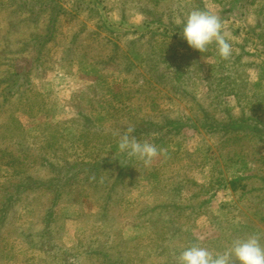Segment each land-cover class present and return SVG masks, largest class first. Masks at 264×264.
<instances>
[{
  "label": "rangeland",
  "instance_id": "obj_1",
  "mask_svg": "<svg viewBox=\"0 0 264 264\" xmlns=\"http://www.w3.org/2000/svg\"><path fill=\"white\" fill-rule=\"evenodd\" d=\"M223 22L232 54L180 32ZM134 127L160 153L119 148ZM264 243V0H0V264H178Z\"/></svg>",
  "mask_w": 264,
  "mask_h": 264
},
{
  "label": "clouds",
  "instance_id": "obj_2",
  "mask_svg": "<svg viewBox=\"0 0 264 264\" xmlns=\"http://www.w3.org/2000/svg\"><path fill=\"white\" fill-rule=\"evenodd\" d=\"M180 35L190 48L201 54L213 44L223 59H228L232 54L231 44L223 31V22L209 11L196 9L189 12ZM134 132V127L126 129L119 139V148L130 156L139 157L148 165L160 150L147 140L137 139ZM178 264H264V243L259 234H252L232 240L230 247L216 254L206 247L194 245L180 253Z\"/></svg>",
  "mask_w": 264,
  "mask_h": 264
}]
</instances>
